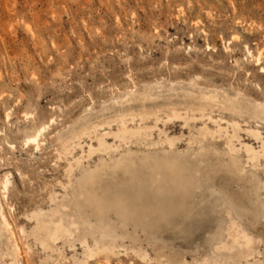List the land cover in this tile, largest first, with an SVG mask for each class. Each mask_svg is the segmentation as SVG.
<instances>
[{"label":"rangeland","instance_id":"rangeland-1","mask_svg":"<svg viewBox=\"0 0 264 264\" xmlns=\"http://www.w3.org/2000/svg\"><path fill=\"white\" fill-rule=\"evenodd\" d=\"M0 198V264H264V0H0Z\"/></svg>","mask_w":264,"mask_h":264},{"label":"bare ground","instance_id":"bare-ground-1","mask_svg":"<svg viewBox=\"0 0 264 264\" xmlns=\"http://www.w3.org/2000/svg\"><path fill=\"white\" fill-rule=\"evenodd\" d=\"M251 55V53H250ZM259 57V56H258ZM258 61V60H257ZM50 124V123H49ZM50 126L45 125L40 127L36 133L30 137H27L26 139V145H35V147L39 146L40 139L45 135V133L49 130ZM135 136V135H132ZM129 138H132L129 136V132L126 127H123V129L120 131V139L122 141H127ZM108 148L104 146L103 144L99 145V152L107 151ZM156 164V163H154ZM11 184L10 179H6L5 183H3V191L7 192L9 185ZM71 185V181L69 183ZM68 208V207H66ZM42 214L41 213H34L33 216L35 217H40ZM0 217H1V225L3 227V231L6 232L8 231L9 233H12L11 230V225L6 218L5 214L3 213L1 209V198H0ZM56 213H54L51 217L50 222L45 225L44 227H40V223L38 222L37 224V229L36 232H40L42 237H38L36 235V241L40 244V246L43 248V250H50L49 243L56 242L59 240L61 237L65 235H70L72 236L74 232L81 230L82 225L81 222L74 217L68 215L67 213L62 214L61 216L57 217ZM38 220V219H37ZM84 225L87 226L88 228H91L92 225L88 221H83ZM44 223V222H43ZM23 231V230H22ZM24 233V232H23ZM235 235L233 237L234 243L239 244L242 246H248L250 245V239L245 235V232H241L239 230V227L235 222L231 223L230 227V233L229 236ZM242 236V237H241ZM105 239H109L110 243H102V241H105ZM242 240V241H240ZM242 242V244L240 243ZM84 245L87 246V248L84 251V260L76 262L77 264H88L90 260L97 259L100 256H104L106 260L110 259L111 256H116L117 254L115 253L116 249V238L113 236H110L108 234L102 233L100 235V239L97 240L96 238H93V245H88L86 240L82 242ZM221 248L225 250H231L233 247L227 246L225 242L221 243ZM137 256L143 259H147V256L144 254H141L140 252H135ZM12 254L14 255V262L15 264H20L18 260V256L20 254V247L17 244V242L12 243ZM109 264V262L107 261Z\"/></svg>","mask_w":264,"mask_h":264}]
</instances>
